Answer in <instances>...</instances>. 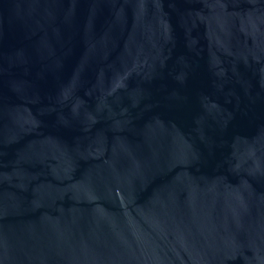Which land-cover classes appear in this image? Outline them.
<instances>
[{
  "label": "water",
  "instance_id": "obj_1",
  "mask_svg": "<svg viewBox=\"0 0 264 264\" xmlns=\"http://www.w3.org/2000/svg\"><path fill=\"white\" fill-rule=\"evenodd\" d=\"M0 264H264V0H0Z\"/></svg>",
  "mask_w": 264,
  "mask_h": 264
}]
</instances>
